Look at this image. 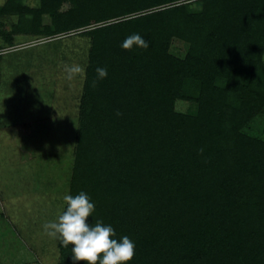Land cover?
I'll return each mask as SVG.
<instances>
[{
	"label": "trees",
	"instance_id": "16d2710c",
	"mask_svg": "<svg viewBox=\"0 0 264 264\" xmlns=\"http://www.w3.org/2000/svg\"><path fill=\"white\" fill-rule=\"evenodd\" d=\"M17 1L15 32L88 40L69 194L89 222L134 240L131 264H264V139L243 133L264 112V0ZM132 33L150 46L121 48Z\"/></svg>",
	"mask_w": 264,
	"mask_h": 264
},
{
	"label": "rangeland",
	"instance_id": "374dc122",
	"mask_svg": "<svg viewBox=\"0 0 264 264\" xmlns=\"http://www.w3.org/2000/svg\"><path fill=\"white\" fill-rule=\"evenodd\" d=\"M6 1L0 0V9ZM17 3L40 6V0ZM69 7L67 1L61 11ZM17 18L0 13V264H59V240L43 226L58 218L69 194L89 44L77 31L52 37L17 33ZM186 50L173 40V55ZM75 66L83 70L69 79ZM193 108L176 103L182 113ZM243 133L264 139V112Z\"/></svg>",
	"mask_w": 264,
	"mask_h": 264
},
{
	"label": "clouds",
	"instance_id": "9594fccd",
	"mask_svg": "<svg viewBox=\"0 0 264 264\" xmlns=\"http://www.w3.org/2000/svg\"><path fill=\"white\" fill-rule=\"evenodd\" d=\"M134 46L147 49L150 45L139 33H132L126 36L121 48L128 50ZM82 70L80 66L68 69L69 79L72 72ZM96 73L98 79H103L107 77L108 70L97 67ZM63 200L65 207L62 213L43 227L49 237L59 240L64 247L70 246L73 264H131L135 256V241L127 235L116 238L113 226L103 220L89 222L95 203L86 192L65 194Z\"/></svg>",
	"mask_w": 264,
	"mask_h": 264
}]
</instances>
